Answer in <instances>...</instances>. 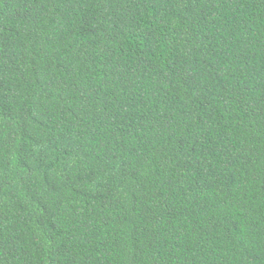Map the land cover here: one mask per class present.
Instances as JSON below:
<instances>
[{
  "label": "trees",
  "instance_id": "16d2710c",
  "mask_svg": "<svg viewBox=\"0 0 264 264\" xmlns=\"http://www.w3.org/2000/svg\"><path fill=\"white\" fill-rule=\"evenodd\" d=\"M0 264H264V0H0Z\"/></svg>",
  "mask_w": 264,
  "mask_h": 264
}]
</instances>
